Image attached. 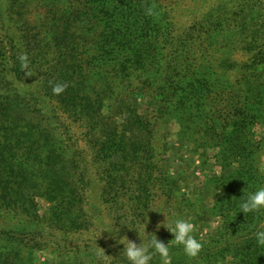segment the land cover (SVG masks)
I'll return each mask as SVG.
<instances>
[{
	"label": "rangeland",
	"instance_id": "1",
	"mask_svg": "<svg viewBox=\"0 0 264 264\" xmlns=\"http://www.w3.org/2000/svg\"><path fill=\"white\" fill-rule=\"evenodd\" d=\"M128 1L134 5L129 19L126 18L127 6L130 5ZM206 2L208 8L218 5L219 0H113L108 11L102 13L95 7L97 3L89 10L83 0L62 3L59 0H0V59L10 57L15 47L28 55V64L40 61L37 66H54L57 51L64 49L69 39L81 40L80 43L87 49L88 44L80 38L85 35L82 33H86L89 27H106L109 24L108 17L113 18L120 9L124 13L119 17L122 26L138 27L140 23H133V20L140 18L136 14L151 12L153 20L142 25L144 35L146 31H162V25L165 24L171 31L166 41L156 39L158 48L164 45L168 47L166 54L162 51L164 58L156 54H143L144 58H141L139 55L133 56L134 52L130 51L126 56L132 64L128 75L114 69L109 72L101 70L97 68L94 59H86L83 54H79L72 62L75 68L84 70L75 74L72 89L67 81L62 82L60 78L56 80L50 75L42 76L37 72L35 64L29 76L18 78L21 76L12 77L7 74L10 79L0 82V96H21L25 108L17 110L25 114L36 113L38 119H45V122L51 124L56 136L62 134L68 143H73V147H79L77 155L92 162L84 166L83 181L87 186L85 192L81 193L88 219L77 232L79 234L73 236L85 237H79L83 241L78 244L79 254L76 255L80 258V264H129L128 261L121 262L118 253L111 257L105 251L121 249L116 248L113 242L121 244L122 237L137 245L140 240L144 242V228L149 237L156 236L159 241L168 244L173 264L180 262L178 260L181 256L185 258L183 264H241L235 261V253L240 249L249 251L256 240L254 233L264 230V210L242 213L239 207L243 198L264 186V118L257 117L263 113L257 111L255 98L244 96L237 85L238 79L244 74L238 72V68L246 64L250 57L247 47L251 37L236 31L211 38L209 35L203 36L201 33L204 30L199 28V24L205 20ZM221 4L219 6L224 7L230 24L244 26L245 30L249 27H246L244 21L245 14L250 13L248 8L239 14L233 2L225 0ZM79 11H84L87 16L84 17ZM258 14L264 17V12L258 11ZM196 37L205 39L197 44L201 43L206 53L200 54L201 48L196 47V51L190 54L189 62L200 61L207 67L211 65L213 83L218 86L209 92H202L203 97L199 99L205 108L201 113L202 118L192 124L183 136L180 121L172 118L168 126L163 122L158 125L159 122L154 119L155 116L163 117L165 109L160 106L171 99L178 87H182L183 91L187 82L191 83L192 76L189 72L185 73L184 64L179 58L182 48L196 44ZM58 44L59 49L54 48ZM130 47L128 45L126 50ZM96 57L101 58L99 55ZM70 65L61 64L58 68L68 69ZM95 73L104 75L118 85L97 83L99 78ZM82 81L88 84V94L92 98V102L83 108L85 112L60 99L77 95V89L79 91L83 87ZM56 83L66 85L60 94L52 91ZM99 100L102 101L101 111L91 117L88 113L93 109L92 106H98L95 102L99 103ZM2 101L9 108L7 117H13L17 112L13 109L17 105L9 107V99ZM202 107H197L195 113L199 114ZM133 112L143 115L151 123L156 122L152 125L157 153L153 172L154 176L161 171L165 175L168 173V180L162 183L163 188L152 186L148 198H145L147 194L144 192H137L139 197L128 199L130 192L123 189L120 195L123 193L125 199L116 205V201H113L115 191L103 194V172L93 162L95 152L92 145L102 129H109L116 124L122 129L123 117L130 119ZM86 142L91 143V148ZM238 147L240 151L235 152ZM235 172L239 173L238 181L232 179ZM170 182L172 186L168 184ZM170 190H173L171 194ZM46 207L40 204L39 213L42 218ZM130 207L136 208L133 217ZM39 213L35 215L33 211L0 210V263L5 262V256L14 264H18L19 260L21 264H66L74 260L72 253L60 254L54 251V247L47 246L45 238L48 234H59L54 230L49 232L51 226L47 223L38 226L44 237L32 234L25 236L26 231L36 228L40 221ZM176 218L194 224L192 234L203 243L196 257L185 255L182 246L176 245L172 234L166 230ZM158 257L161 263L166 264L164 259ZM153 259L158 260L155 255Z\"/></svg>",
	"mask_w": 264,
	"mask_h": 264
},
{
	"label": "trees",
	"instance_id": "2",
	"mask_svg": "<svg viewBox=\"0 0 264 264\" xmlns=\"http://www.w3.org/2000/svg\"><path fill=\"white\" fill-rule=\"evenodd\" d=\"M59 1L62 3L68 0ZM112 1L83 0L84 6L89 10H92L93 5L97 3L95 7L98 8L99 13L107 12V8ZM222 1L225 0H219L217 2L218 5L209 6L208 8L207 2L204 4L206 16L205 20L199 24V28L204 30L201 34L203 36L209 35V38L229 33L230 31H236L240 35L249 34L251 41L248 40L247 52H249L250 57L247 59L246 64H242V67L238 68V72L244 74L238 79L237 85L241 88L244 96L249 95L255 98L254 105L257 106V111L263 113L257 117L264 118V17L262 18V15L258 14V11L264 12V0H226L235 4L239 14L248 8L250 13L244 16L246 27L249 26L246 30L244 26L230 24L224 7L219 6L222 5ZM128 2L130 5L127 6L126 10L128 11L127 19L131 18V9L134 6L131 1ZM113 10H116V7H113ZM79 13L84 15V17L85 15L87 16L84 11H79ZM142 13L136 14L137 16L140 15V18L133 20V23H140L139 28L121 25L119 17L124 15L122 9L113 18L111 16L108 17L107 22L109 24L106 27H89L86 33H82L85 35L80 37L82 41L85 40V43L88 44L87 49L80 43L81 40L69 39L66 47L57 51L56 64L50 67H45L43 64L37 66L36 64L40 61L27 63V67H23L19 56L26 54L12 45L15 49L14 53L10 57L5 56L0 59V82L10 79L7 74L12 75V77L20 75L21 77L18 78L29 76L31 70H33L32 66L35 64L37 72L42 76L50 75L56 80L60 78L62 82L67 81L69 88L72 89V81L76 79L74 78L75 74L78 75L77 72L79 70H84L75 68V64L72 62L78 58L79 54H83L86 59H94L97 68L101 70L109 72L110 69H114L120 74L125 73V75H128L127 72L132 67V64L129 63L130 61L126 59L130 51L134 52L133 56L139 55L141 58H144L143 54H147V56L156 54L164 58L162 51L166 54L168 47L164 45L159 47L162 49L159 50L156 39L166 41L171 31L165 24L162 25V31L155 33L146 31L144 35V31H142L144 27L142 25H146L153 19H151L152 14ZM256 20H259V22ZM250 24L253 26H250ZM255 29L259 30L255 31ZM256 34L261 39L255 38ZM202 40L205 39L198 37L196 44L193 46L189 44L187 47L182 48L179 60L184 64L185 73L189 72L191 74V83L187 82L185 91L181 90L182 87H178L171 99L160 106L165 109L163 117H159V119L155 116L154 119L159 122L157 123L158 125L163 122L168 126L172 118L180 121L179 124L183 127H181L183 136L192 124L198 123L202 118L201 113L205 110L202 107V103L199 102V99L203 97L202 92H209L211 88L214 89L218 86L213 83L211 65L207 67L201 64L202 62L200 61L199 63L189 62L190 54L196 51V47L201 48L200 54L205 55V47H202L201 43L197 44L198 41L202 42ZM128 45L132 47L126 50ZM59 46L60 44L54 46V48L59 49ZM117 46L119 48H116ZM3 49L8 50L6 47H3ZM114 53L116 54L115 56ZM97 55L101 56V58H97ZM26 56L29 58L28 55ZM80 58L82 59V57ZM108 59L112 60L108 61ZM61 64L71 65L68 69L66 67L58 68V65ZM80 75H83V73L80 72ZM94 75L99 78L97 83L111 84L110 86L118 85L104 75H99L98 73ZM194 76L197 77L193 80ZM102 78L103 80L100 81ZM177 82L180 81L177 80ZM82 86L79 91L77 89V95H72L70 98H60L59 95L57 97L63 102H65L64 100L68 101L77 108H81L82 112H85L83 108L92 102V98L88 94V84L82 81ZM20 97L17 94L12 97L0 96V210L33 211L37 215L40 204L46 205L47 207L43 211V213L45 212L43 218L39 213L40 221L36 224V228L26 231L25 236L32 234L37 235V237H44L43 231L39 230L40 227L38 226L39 224H49L51 226V228L49 227V232L54 230L58 231L59 234H48L45 238L47 246L54 247V251L60 254L72 253L74 260L66 264H76L77 262L80 264V258L76 256L79 254L77 249L80 247L78 244L83 242L80 238L85 237L73 238V236L79 234L77 232L81 230L88 219L84 211V197L81 193L85 192V186H87L83 181L84 166L92 162L86 161V157H81L82 155H77L79 147H73V143H68L62 134L56 136L54 129H51V124L45 122V119H38L35 116L36 113L32 114L29 112L25 114V112L17 110L20 107L25 108L24 100ZM2 99L11 101L9 107L13 106V104L17 105L13 109L17 110L13 117H7L9 108ZM95 103L98 106H92L93 109L88 113L91 117L93 115L96 116L101 111L102 101L99 100V103ZM117 106L115 105V107ZM200 106L202 107L201 112L196 114L195 110ZM25 116H28V118H25ZM129 118L123 117L122 129H119L118 126L120 125L117 124L109 129H102L100 136H97L98 138L92 145L95 152L93 162L97 164V169L103 172V194L108 195L111 190L115 191L113 201H116V205L119 204L120 200L125 199L123 193L120 195L123 189L130 192L128 199L134 198L135 200L138 196L137 192L138 194L144 192L145 195L147 194L145 198H148L152 186L163 188L164 184L162 183L168 180V173L165 175L161 171L159 175L154 176L153 172L157 153L155 152V141H153L154 132L152 125L156 122L151 123L149 120H145L146 117H143L138 112H133V115L130 114ZM241 124L243 126L242 121ZM165 132L167 133V131ZM86 144L91 148V143L86 142ZM240 149L238 147L235 152H239ZM82 162L85 163L83 164ZM232 176V179L238 181V172H235ZM168 184L172 186L171 182ZM117 190L120 191L118 195ZM172 191H169L170 194ZM130 213L133 217L136 214V208L130 207ZM109 243L112 244V241H109ZM109 243L107 244L109 245ZM113 245L121 249L113 252L107 250L105 254H109L112 257L118 253L121 262L128 261L123 252L124 245L119 242H113ZM155 256L158 260L152 259L150 263L163 264L158 255ZM234 259L241 264L247 261H249L248 264H261L262 262L264 264V246L258 245L255 240L249 251L248 249H240L235 253ZM3 260L5 262L0 264H14L8 256H5ZM184 260V256H181L180 260H178L180 262L174 264H183ZM18 262V264H21V260ZM170 264H173L172 259Z\"/></svg>",
	"mask_w": 264,
	"mask_h": 264
},
{
	"label": "clouds",
	"instance_id": "3",
	"mask_svg": "<svg viewBox=\"0 0 264 264\" xmlns=\"http://www.w3.org/2000/svg\"><path fill=\"white\" fill-rule=\"evenodd\" d=\"M151 14V12H149ZM19 60L23 67H27L28 58L26 55H20ZM66 85L56 83L52 86L54 94H60L65 90ZM240 212H259L264 210V186L259 187L256 191L249 193L240 202ZM143 224V223H142ZM164 227V226H163ZM194 224L182 218H176L168 225L166 230L173 236V241L176 245L182 246V249L188 257H196L203 248V243L193 236ZM145 241L137 245V243L128 240L126 237L120 239L121 244L124 245L123 252L129 264H150L154 255L160 256L170 264V254L168 244L165 245L159 241L156 236L149 237L145 232ZM256 242L260 246H264V230H257L254 233Z\"/></svg>",
	"mask_w": 264,
	"mask_h": 264
}]
</instances>
